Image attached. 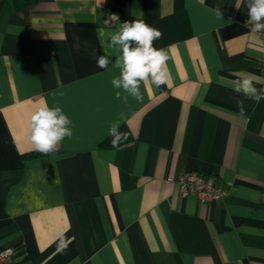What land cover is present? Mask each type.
<instances>
[{
  "label": "crops",
  "instance_id": "1",
  "mask_svg": "<svg viewBox=\"0 0 264 264\" xmlns=\"http://www.w3.org/2000/svg\"><path fill=\"white\" fill-rule=\"evenodd\" d=\"M246 3L0 0V246L13 264H264V100L232 88L250 75L264 90ZM131 20L158 29L170 57V82L142 84L140 100L117 99L119 69L96 64L98 30L107 41ZM42 103L74 135L32 155ZM116 120L127 139L114 148ZM189 172L218 177L227 199L181 197L174 179Z\"/></svg>",
  "mask_w": 264,
  "mask_h": 264
},
{
  "label": "clouds",
  "instance_id": "2",
  "mask_svg": "<svg viewBox=\"0 0 264 264\" xmlns=\"http://www.w3.org/2000/svg\"><path fill=\"white\" fill-rule=\"evenodd\" d=\"M239 5H237V8ZM248 21L252 32H264V0H247ZM218 17L222 16L219 8L215 9ZM115 19L118 17L113 16ZM105 32L98 30L100 45L104 54L96 59L98 68L108 70L109 65L119 69V75L113 76L111 85L117 99L127 100L129 97L142 99L141 85L154 86L159 89L171 80V73L167 66L169 53L166 49L153 46L155 40L162 38V33L148 25L143 20H131L120 23L115 33L109 34L107 41ZM117 55L113 62L112 53ZM233 91L246 99L256 103L264 100V90L255 86L254 78L250 75L241 76L232 84ZM241 115L244 113L243 100L237 101ZM74 135L72 121L61 107H49L42 103L30 117V132L28 140L30 150L42 154H50L57 150L58 145ZM108 135L112 137V146L118 147L122 140L127 139V133L120 131V121H114L108 128Z\"/></svg>",
  "mask_w": 264,
  "mask_h": 264
},
{
  "label": "built area",
  "instance_id": "3",
  "mask_svg": "<svg viewBox=\"0 0 264 264\" xmlns=\"http://www.w3.org/2000/svg\"><path fill=\"white\" fill-rule=\"evenodd\" d=\"M261 45L264 47V32H257ZM262 89H264V57L260 62ZM178 193L181 197L194 196L199 204L223 202L227 199L229 189L222 186L218 177L201 173H185L174 179ZM12 247L0 246V264L12 263Z\"/></svg>",
  "mask_w": 264,
  "mask_h": 264
},
{
  "label": "trees",
  "instance_id": "4",
  "mask_svg": "<svg viewBox=\"0 0 264 264\" xmlns=\"http://www.w3.org/2000/svg\"><path fill=\"white\" fill-rule=\"evenodd\" d=\"M36 0H12L13 6L15 9L17 10H21L25 7L30 6L31 4H33ZM28 154H32V155H41L42 153L37 152V151H33L31 153ZM27 154V155H28Z\"/></svg>",
  "mask_w": 264,
  "mask_h": 264
}]
</instances>
